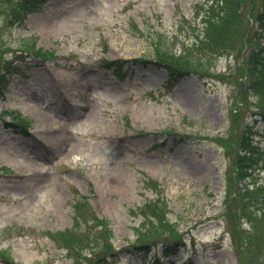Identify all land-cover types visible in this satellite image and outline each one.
<instances>
[{
  "label": "rangeland",
  "instance_id": "rangeland-1",
  "mask_svg": "<svg viewBox=\"0 0 264 264\" xmlns=\"http://www.w3.org/2000/svg\"><path fill=\"white\" fill-rule=\"evenodd\" d=\"M211 1L51 0L24 26L4 33V58L23 76L14 74L0 98V166L7 168L0 167V264H92L94 255L69 257L63 247L61 232L77 228L74 193L88 199L89 215L105 222L95 247L118 255L106 264H154L133 247L172 248L182 238L184 248L164 264H241L233 228L253 227L243 216L237 222L231 210L241 203L242 215L244 205L258 218L264 212L257 192L264 154L255 148L257 179L246 193L250 179L235 180L234 161L248 144L243 138L255 107L240 84V61L212 57L211 76L191 71L168 90L167 70L153 62L159 44L160 53L174 52L183 74L193 69L203 58L196 41ZM255 2L254 11L262 12L264 0ZM3 18L0 13V26ZM119 68L121 81L114 75ZM28 103L38 108L23 110ZM20 110L32 119L25 135L7 125ZM39 110L54 115V129L38 127ZM253 131L264 148V127ZM149 203L168 209L173 231L138 235L153 217L154 209H141ZM155 252L156 258L162 249ZM257 253L245 264H264L253 259Z\"/></svg>",
  "mask_w": 264,
  "mask_h": 264
},
{
  "label": "trees",
  "instance_id": "trees-1",
  "mask_svg": "<svg viewBox=\"0 0 264 264\" xmlns=\"http://www.w3.org/2000/svg\"><path fill=\"white\" fill-rule=\"evenodd\" d=\"M49 0H0V13L3 14L4 18L0 26V43H5L2 36L6 31H12L16 26L22 25L30 14L40 11ZM256 0H213L209 6L205 16L202 18V29L203 35H199L196 46L198 53L201 54L199 60L192 65L193 69H189L187 74H183L178 64L175 62L174 52L163 51L159 49V44L156 46L157 57L153 59V62L159 67H163L168 71V80L166 88L171 89L176 85L183 77L188 75L191 71L198 72L200 77H209L212 75L211 66L212 61L210 58L224 55H235L238 60H241L240 68L246 70V73L250 77L249 86L247 91L252 93L255 98V106L257 107L256 112H251L252 115L258 118L254 120V123H264V46L261 43V37L264 32V10L262 12L254 11L256 6ZM250 4V8L247 10L246 5ZM251 20V21H250ZM250 22L253 24L250 25ZM8 48V47H7ZM1 50L0 48V95L6 88L7 85V74L14 71L18 73L20 70L15 66L14 60H8L4 58L9 50ZM246 49L247 54L244 50ZM188 51V47L184 48V52ZM145 61V60H144ZM116 64V63H115ZM107 68H113L111 64H106ZM239 68V67H238ZM185 69V68H184ZM116 75L122 76V70H115ZM236 78L239 77L238 71H234ZM244 88V87H243ZM255 148L253 145L247 147V154L236 159L234 178L235 180H246L250 179L249 183L244 184L246 193L254 192L251 189L255 187L257 177V162L254 155ZM260 188L257 192L261 193L260 198H264V185L258 186ZM259 199V198H258ZM257 199V201H258ZM85 201L79 200L76 203V212L83 222H88L91 219L95 220V217L89 215V208L85 206ZM161 205V204H160ZM159 205V206H160ZM244 205V204H243ZM154 209L152 205H149L146 209L149 211L155 210L153 217L147 219L145 223L139 228L138 235H145L146 232L151 231L149 236L154 235L153 231H159L160 229L167 228L170 231L173 228L170 222L165 218V213L160 207ZM242 204H239L238 215L245 217L247 221L252 225V230L248 231L242 227V225L234 226V232L238 241L236 246L239 251V259L241 264H245L249 255L258 253L253 259L261 258L264 261V231L263 236L260 233L262 228L261 220L264 221V212L259 215H253L247 206L244 205V214L239 211L242 208ZM232 212V211H231ZM151 216V213L148 214ZM100 223H105L100 220L96 226H91L89 230L83 234L74 235L71 232L63 234L65 240L64 245L69 249L71 254L81 253L86 249H89V253L84 256L86 259L90 258V255L95 256V261L92 264H104L107 260L112 262L109 258L114 261L117 259V253L112 249V246L108 244L111 251L108 253H101L95 244L99 239L102 240L103 228ZM100 229H97L99 227ZM135 249L139 251L147 250L151 251V245H136ZM178 247V246H177ZM174 250H176V248ZM252 247L255 251H252ZM252 259V260H253Z\"/></svg>",
  "mask_w": 264,
  "mask_h": 264
},
{
  "label": "bare ground",
  "instance_id": "bare-ground-1",
  "mask_svg": "<svg viewBox=\"0 0 264 264\" xmlns=\"http://www.w3.org/2000/svg\"><path fill=\"white\" fill-rule=\"evenodd\" d=\"M82 101V100H81ZM87 100L85 98H83V101L82 103L80 104V108L81 109H84L87 105ZM24 109H28L30 111H34L35 108H38L37 106H35L34 104H25L23 106ZM35 117V122L36 124L38 125V127L43 131V132H49L48 130L51 131V129H54L55 127L52 126V124H50V119L52 117H54V115H52V113L48 112V111H45V110H39L37 113H35L34 115ZM57 118H60V117H57ZM61 119V118H60Z\"/></svg>",
  "mask_w": 264,
  "mask_h": 264
}]
</instances>
